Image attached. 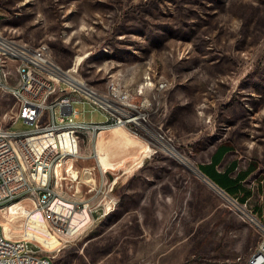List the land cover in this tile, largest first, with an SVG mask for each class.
Segmentation results:
<instances>
[{"label":"rangeland","instance_id":"1","mask_svg":"<svg viewBox=\"0 0 264 264\" xmlns=\"http://www.w3.org/2000/svg\"><path fill=\"white\" fill-rule=\"evenodd\" d=\"M0 32L48 46L101 92L121 84L147 102L154 129L141 137L112 128L80 147L71 135L62 144L82 157L39 168L38 184L56 176L62 194L96 213L80 231L62 232L31 193L18 209L0 210L9 236L30 231L55 264L246 263L264 226V0H0ZM74 106L81 121L106 117L90 102ZM18 109L0 90V125H13ZM70 131L84 133V125ZM227 141L235 148L221 171L233 161L258 165L244 182L252 191L245 203L243 190L226 199L184 164L200 169ZM25 209H35L36 230L26 227ZM88 217L77 212L72 226Z\"/></svg>","mask_w":264,"mask_h":264},{"label":"built area","instance_id":"2","mask_svg":"<svg viewBox=\"0 0 264 264\" xmlns=\"http://www.w3.org/2000/svg\"><path fill=\"white\" fill-rule=\"evenodd\" d=\"M74 71L78 67L64 69L52 57L45 56L43 44L31 46L0 32V90L14 96L19 105L13 125H0V210L18 209L28 194L35 193V209L40 210L45 221L59 231L76 233L96 210L88 211L89 203L78 196L69 198L62 194L64 186H59L56 176L45 177V184H38L39 168L62 166L60 162L70 155L75 160L82 157L80 150L73 153L69 146L64 148L61 134L71 130V124H83L84 133L73 132L80 147L81 138H95L115 127L128 128L141 137L154 129L146 101L137 102L119 83H112L101 92L74 78ZM79 101L95 105L105 119L79 120L80 110L74 106ZM20 122L26 127L18 128ZM154 139L166 140L162 134ZM85 169L94 177L95 168L82 170ZM35 209H25L26 227L31 230L29 215ZM82 211L89 217L82 219L81 226L73 227V217ZM261 231L262 238L245 264H264V226ZM30 234L26 231L22 238H12L0 220V264H54V256L41 253Z\"/></svg>","mask_w":264,"mask_h":264},{"label":"trees","instance_id":"3","mask_svg":"<svg viewBox=\"0 0 264 264\" xmlns=\"http://www.w3.org/2000/svg\"><path fill=\"white\" fill-rule=\"evenodd\" d=\"M234 148L235 146L231 141L221 143L213 154L211 161L201 164L199 167L206 176L220 188L225 190L230 196L233 197V195L243 190L244 194L239 196L238 200L245 203L252 195V191L244 186V182L256 171L258 165L252 161L246 169H239L238 162L233 161L224 171L219 170L218 166L222 163L226 154L234 150Z\"/></svg>","mask_w":264,"mask_h":264},{"label":"bare ground","instance_id":"4","mask_svg":"<svg viewBox=\"0 0 264 264\" xmlns=\"http://www.w3.org/2000/svg\"><path fill=\"white\" fill-rule=\"evenodd\" d=\"M43 53H44V55L45 56H47V57H52L51 56V53H50V50H49V48H48V46H46V45H44L43 44ZM120 86H122L121 84H119ZM75 125V124H74ZM79 125V124H78ZM80 125H83V124H80ZM115 128H118V127H115ZM134 135V134H133ZM173 149V148H172ZM169 153H172V154H175L174 153V151H172L171 149H169ZM181 161H183V160H181ZM184 164L188 167V168H190L191 170H193L194 172H196L197 174H198V172H197V170L196 169H199V168H196V167H193L192 165H189L188 163H186V162H184ZM199 173H200V171H199ZM201 174V173H200ZM201 177L202 178H204L203 177V175H201ZM205 179V178H204ZM205 181H207V183H209L212 187H214V188H216V186L213 184V183H211V182H209L207 179H205ZM219 189V188H218ZM1 221H2V219H1ZM6 222L4 223V230H5V233L7 234V231H6ZM37 227L38 226H33V229L34 230H36L37 229ZM8 235V234H7ZM9 236V235H8ZM33 240V239H32Z\"/></svg>","mask_w":264,"mask_h":264},{"label":"water","instance_id":"5","mask_svg":"<svg viewBox=\"0 0 264 264\" xmlns=\"http://www.w3.org/2000/svg\"><path fill=\"white\" fill-rule=\"evenodd\" d=\"M180 160H184V159H181L180 158ZM199 171H200V173H201V175H203V177L205 178V179H207L209 182H211V183H213L216 187H218L219 188V191L221 192V193H223V196L226 198H229V199H233V197L232 196H230L225 190H223L222 188H220L215 182H213L208 176H206L202 171H201V169H198ZM196 173V172H195ZM200 176V175H199ZM201 177V176H200ZM202 178V177H201ZM203 178V179H204ZM204 179V180H205ZM226 198V199H227Z\"/></svg>","mask_w":264,"mask_h":264},{"label":"crops","instance_id":"6","mask_svg":"<svg viewBox=\"0 0 264 264\" xmlns=\"http://www.w3.org/2000/svg\"><path fill=\"white\" fill-rule=\"evenodd\" d=\"M118 128H120V127H118ZM103 134V133H102ZM73 136V132L72 131H70V130H68V131H65L64 133H62L61 134V142L62 143H67V144H69L70 143V140H69V138H70V136ZM101 149V148H100ZM218 168H219V166H218ZM220 170V169H219ZM39 227V226H38Z\"/></svg>","mask_w":264,"mask_h":264}]
</instances>
